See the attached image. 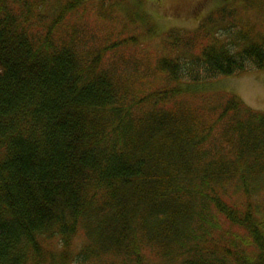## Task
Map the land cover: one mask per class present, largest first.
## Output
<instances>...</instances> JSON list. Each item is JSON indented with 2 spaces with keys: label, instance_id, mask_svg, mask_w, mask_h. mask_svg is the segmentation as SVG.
Returning a JSON list of instances; mask_svg holds the SVG:
<instances>
[{
  "label": "trees",
  "instance_id": "trees-1",
  "mask_svg": "<svg viewBox=\"0 0 264 264\" xmlns=\"http://www.w3.org/2000/svg\"><path fill=\"white\" fill-rule=\"evenodd\" d=\"M124 3L0 0V264L55 239L79 264L262 263L264 113L177 86L264 70V39L223 3L136 61Z\"/></svg>",
  "mask_w": 264,
  "mask_h": 264
},
{
  "label": "rangeland",
  "instance_id": "rangeland-1",
  "mask_svg": "<svg viewBox=\"0 0 264 264\" xmlns=\"http://www.w3.org/2000/svg\"><path fill=\"white\" fill-rule=\"evenodd\" d=\"M44 2H54L62 1L69 2L73 0H35ZM94 1V0H92ZM98 1V0H95ZM111 1H128L124 3L123 6L128 9L126 17L132 15L136 20L139 21L141 27L136 30L134 36L137 38L138 44L137 48H134L133 59L139 61L138 54L148 55L150 52L153 55L159 54L162 50V39L158 37H163L170 30H193L198 26V21L205 15L219 8L223 3L230 4L229 6L233 10L241 13L238 18V31L245 34L253 33L254 37L264 39V0H111ZM132 1L136 4L137 1L144 2L142 7H139L141 14H146L149 18V24H144V20L140 18L137 8H131L133 5ZM47 5V3H46ZM120 14H125L124 10L119 11ZM143 20V21H142ZM151 22V24H150ZM230 24H226L219 27V31L224 32L226 27ZM139 49V50H138ZM137 57V58H136ZM180 86L188 88L187 92L190 95H183L182 98L189 100L193 103L199 102L204 98L205 94H229L234 95L239 100H241L248 108L253 111L264 113V70L261 71H251L250 73H244L240 75L221 77L212 83H208L205 86H197L189 84H178L177 89L180 90ZM170 87H174L173 84ZM191 87V88H190ZM161 88V87H158ZM194 95H202V97L197 98ZM264 202V196L259 198V203ZM57 240L48 241L42 245V252L46 250L55 255L50 256L48 253H43L41 257L35 261H31L30 264H79L75 260L76 253L79 248L80 242L78 239L71 242L68 247L57 246ZM67 257L65 263L59 258L60 253ZM145 261V264H150ZM249 264V263H246ZM251 264H264L260 262H254Z\"/></svg>",
  "mask_w": 264,
  "mask_h": 264
},
{
  "label": "flooded vegetation",
  "instance_id": "flooded-vegetation-1",
  "mask_svg": "<svg viewBox=\"0 0 264 264\" xmlns=\"http://www.w3.org/2000/svg\"><path fill=\"white\" fill-rule=\"evenodd\" d=\"M224 1H229V0H224Z\"/></svg>",
  "mask_w": 264,
  "mask_h": 264
},
{
  "label": "bare ground",
  "instance_id": "bare-ground-1",
  "mask_svg": "<svg viewBox=\"0 0 264 264\" xmlns=\"http://www.w3.org/2000/svg\"><path fill=\"white\" fill-rule=\"evenodd\" d=\"M146 19V18H145ZM139 24V23H138ZM258 71V70H257ZM208 100V99H207Z\"/></svg>",
  "mask_w": 264,
  "mask_h": 264
}]
</instances>
